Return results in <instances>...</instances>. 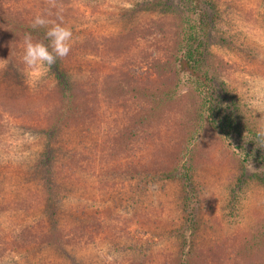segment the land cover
<instances>
[{
	"label": "rangeland",
	"instance_id": "rangeland-1",
	"mask_svg": "<svg viewBox=\"0 0 264 264\" xmlns=\"http://www.w3.org/2000/svg\"><path fill=\"white\" fill-rule=\"evenodd\" d=\"M204 1L209 73L264 138V0ZM182 3L0 0V264H264V179L173 89ZM38 14L73 42L32 70Z\"/></svg>",
	"mask_w": 264,
	"mask_h": 264
},
{
	"label": "trees",
	"instance_id": "trees-1",
	"mask_svg": "<svg viewBox=\"0 0 264 264\" xmlns=\"http://www.w3.org/2000/svg\"><path fill=\"white\" fill-rule=\"evenodd\" d=\"M182 2V9L186 16L184 24L187 26L184 27V32L180 35L173 58L176 70L174 74L177 77L173 89L186 85L194 91L190 95L194 97L195 106L199 107L200 123L211 122L215 133L230 144L229 147L233 150L232 156L237 157L238 176L242 180L255 179V177H260V180L264 179L261 168L264 167V138L256 132L255 128L242 122L239 103L236 102L234 95L227 91L226 85L209 73L205 63V53L201 51L204 45L202 30L213 18L214 13H210L209 5L204 0H182ZM66 88L67 84L61 85L62 93L66 91ZM64 96L66 97L65 107H68L70 98L68 95L64 94ZM48 155L52 157L51 150L48 151ZM44 167H51V165L45 163ZM181 169L183 168H175L173 171V176L179 182L192 177L189 168H186L185 173H176ZM46 178H48V182L44 188L47 198L51 202L55 198L56 192L48 185L50 176Z\"/></svg>",
	"mask_w": 264,
	"mask_h": 264
},
{
	"label": "clouds",
	"instance_id": "clouds-1",
	"mask_svg": "<svg viewBox=\"0 0 264 264\" xmlns=\"http://www.w3.org/2000/svg\"><path fill=\"white\" fill-rule=\"evenodd\" d=\"M61 22L50 20L38 14L32 28H45V37L48 41H34L31 33H26L23 41L22 62L27 69H38L53 66L58 60H63L71 51L73 42L72 30Z\"/></svg>",
	"mask_w": 264,
	"mask_h": 264
}]
</instances>
